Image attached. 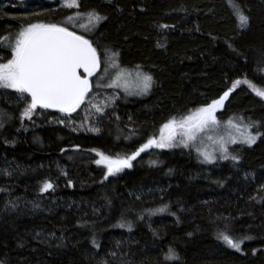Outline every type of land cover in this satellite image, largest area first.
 Segmentation results:
<instances>
[{
  "label": "trees",
  "instance_id": "trees-1",
  "mask_svg": "<svg viewBox=\"0 0 264 264\" xmlns=\"http://www.w3.org/2000/svg\"><path fill=\"white\" fill-rule=\"evenodd\" d=\"M232 2L247 27L230 0H81L79 12L107 17L85 38L154 80L144 97L120 90L103 114L82 115V104L70 117L37 108L28 120L25 98L0 88V264H264V99L247 84L218 114L258 132L255 144L233 147L236 160L206 163L193 147L144 151L107 180L95 163L96 152L137 151L236 80L264 89V0ZM29 5L25 13L0 6V63L11 58L4 37L74 14L44 0ZM46 181L54 190L41 192ZM225 225L234 238L250 237L241 251L217 239ZM169 248L178 261L165 260Z\"/></svg>",
  "mask_w": 264,
  "mask_h": 264
},
{
  "label": "snow or ice",
  "instance_id": "snow-or-ice-1",
  "mask_svg": "<svg viewBox=\"0 0 264 264\" xmlns=\"http://www.w3.org/2000/svg\"><path fill=\"white\" fill-rule=\"evenodd\" d=\"M230 5L238 19L239 27L241 29L247 27L249 17L232 0H230ZM64 7L79 9L80 4L78 0H65ZM81 16H86L93 28L102 20L107 19L95 11L88 13L77 11L74 15H69L64 23L65 25H72L73 21ZM159 27L166 29L170 26L164 24L159 25ZM87 30L91 31L92 29ZM3 40L8 41L11 58L5 63H0V88L14 90L22 98H25L26 107L22 117L28 120L32 119L37 108L55 109L70 117L82 104H85L86 97L93 88L89 78L100 70L102 55L106 58L104 68L106 74L109 68L119 69L117 62L119 53L111 52L109 54L108 50L103 53L99 52L91 40L86 39L84 35H78L75 31H70L68 26L55 23H29L15 36L4 37ZM81 69L87 76L80 72ZM124 74L125 70H119L116 78L108 84V87H119L120 78ZM127 75H134L135 77L137 83L135 94H146L153 87V77L140 70V66H137L132 72H127ZM241 83L247 84L257 96L264 99V89L257 88L247 80H236L232 87L225 91L219 99L213 100L206 106L200 107L195 112L179 119L170 118L163 125L159 138L155 136L149 138L146 143L130 155L120 156L118 154L113 158L103 152H96L99 159L95 160V163L97 165L103 164L107 169L104 180H107L109 176L117 175L126 168H131V162L147 149L195 146L199 133L221 123L216 117V111L222 108L230 93ZM25 94L26 97H30V101L25 97ZM93 106L96 107L97 112H102L99 106ZM59 122L64 123V120ZM227 124L233 126V120L229 119ZM236 127L239 126L236 125ZM251 127L254 125L245 126L246 134L241 133L239 141L233 137L228 142L233 144L242 142L249 145L255 143L257 136L251 134ZM90 130L99 131V129ZM196 150L203 157V162H215L214 153L201 151L198 147ZM93 151L95 150L93 149ZM219 151L222 159L230 158L226 142L223 140L220 142ZM231 159L236 160L237 158L233 156ZM50 190H54V184L48 181L44 182L41 192ZM165 210L166 208H161L157 211L163 212ZM120 226L123 227L124 224ZM229 231V226L225 225L224 229L218 232L217 239L222 240L229 248L235 249L237 252L241 251L244 240L250 239V237L234 238L229 234ZM39 235L37 234L38 237ZM41 242L46 243L47 237H44ZM179 259L175 250L169 248L165 260L178 261Z\"/></svg>",
  "mask_w": 264,
  "mask_h": 264
},
{
  "label": "rangeland",
  "instance_id": "rangeland-1",
  "mask_svg": "<svg viewBox=\"0 0 264 264\" xmlns=\"http://www.w3.org/2000/svg\"><path fill=\"white\" fill-rule=\"evenodd\" d=\"M33 1H36V0H0V6L10 5L13 9L14 8L20 9L22 12H24V9L28 8L30 6L29 5L30 2H33ZM44 1L55 4L56 5L55 9H63V10L73 11L74 14L77 11H79L81 8V7L79 9L66 8V7H64L65 0H44ZM78 2L81 6V0H78ZM86 13H88V12H86ZM65 21H66V19L64 21H60V22L52 21V22H39V23H55V24H59L61 26H68L70 31H75L77 34L84 35L85 37L88 34L93 33L97 27L96 26L93 28L92 24H90L88 22V18L86 16H81V17L76 18L73 21L72 25H65V23H64ZM93 23H95V22H93ZM87 29H92V30L88 31ZM19 31H17L13 35H11V37L15 36ZM104 59H106V58H104ZM5 62H7V61H3L2 63H5ZM104 68H105V60L103 61V58H102L100 70L97 71L94 75H92L90 77V82L92 83L93 88H92V91L90 93V96L88 97V99L85 101V104L83 105V108L81 110L82 115H89V114L91 115V114H97V113L103 114L105 112L104 110H106V108L110 107L116 101L119 100L120 90L127 93L128 95H133L136 97H144L148 94V93H146V94H135L137 92V83H136L135 77H134V75L133 76L127 75V72H132L134 69H128V68H123V67L119 66V69L109 68V71L106 74L104 72ZM119 70H125V74L121 76L120 81H119L120 86L119 87H108V84L116 78V74ZM89 101H90V103H89ZM225 104H226V101L224 102L222 108H219L216 111V117L218 120H219L218 114L220 111H222L225 108ZM93 105L99 106L102 109V112H97L96 107H94ZM196 110H194L190 113H193ZM179 118L180 117H178L177 119H179ZM85 120L89 121V117H87ZM228 120L229 119L219 120L221 122L219 125L214 126L210 129H206L203 133H199L195 146H190V147L191 148L193 147L195 150L198 147L201 151H207L209 153H214V155L216 157L215 162L216 161L232 160L231 157L235 156V153L232 150L233 147H235L236 145H243V146L244 145L250 146V145L246 144V143H242V142H237V143L233 144V143H230L228 141H230V139L233 137L239 141L241 139V133L246 134L247 130H246L245 126L246 125H252V124L246 123L242 119H237V120H233V126H230L227 124ZM236 125H238L239 127H236ZM162 128H163V126L161 127V129ZM161 129H160V133L157 135L156 138H159V136L161 134ZM251 134L256 135V134H258V132H256L253 129V127H251ZM256 136H257V140L255 141V143L258 141V135H256ZM209 137H211V139H209ZM222 140L224 142H226V147L228 149V155L230 157L229 159H222L221 158V153L219 151V148H220V142ZM255 143H253V144H255ZM253 144H251V145H253ZM174 148H185V147L179 146V147L164 148V149L153 147L151 149H147L146 151H154V150L160 151V150H168V149H174ZM201 158L203 159L202 156H201ZM98 159H99V157H98ZM100 166H103L106 169V167L103 164H100ZM132 167L126 168L120 173H123L127 170H131ZM106 171H107V169H106ZM120 173H118V174H120Z\"/></svg>",
  "mask_w": 264,
  "mask_h": 264
},
{
  "label": "water",
  "instance_id": "water-1",
  "mask_svg": "<svg viewBox=\"0 0 264 264\" xmlns=\"http://www.w3.org/2000/svg\"><path fill=\"white\" fill-rule=\"evenodd\" d=\"M79 35V34H78ZM87 39V38H86ZM80 72L84 75V76H87V74L86 73H83V69H81L80 70ZM90 79V78H89ZM232 94V92L230 93V95ZM229 95V96H230ZM30 98V97H29ZM226 101V100H225ZM49 110H54V111H57V110H55V109H49Z\"/></svg>",
  "mask_w": 264,
  "mask_h": 264
}]
</instances>
